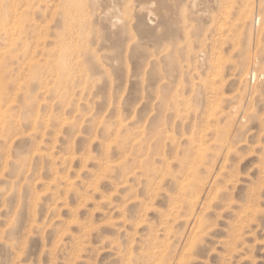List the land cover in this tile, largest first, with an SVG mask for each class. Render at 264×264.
I'll return each mask as SVG.
<instances>
[{
	"label": "rangeland",
	"instance_id": "obj_1",
	"mask_svg": "<svg viewBox=\"0 0 264 264\" xmlns=\"http://www.w3.org/2000/svg\"><path fill=\"white\" fill-rule=\"evenodd\" d=\"M0 20V264H264V0H0Z\"/></svg>",
	"mask_w": 264,
	"mask_h": 264
},
{
	"label": "bare ground",
	"instance_id": "obj_2",
	"mask_svg": "<svg viewBox=\"0 0 264 264\" xmlns=\"http://www.w3.org/2000/svg\"><path fill=\"white\" fill-rule=\"evenodd\" d=\"M247 15H249L248 13H247ZM2 27H4V22L3 21H1L0 20V28H2ZM5 31V30H4ZM69 39V38H68ZM65 43V39H62V44H64ZM66 47V46H65ZM64 47V48H65ZM64 48H63V50H64ZM67 48V47H66ZM68 49V48H67ZM67 49H65V50H67ZM64 50V51H65ZM63 51V52H64ZM62 52V53H63ZM1 57V56H0ZM64 58H65V54H62V56L60 55V59H61V64H60V68L62 69V64H63V61H64ZM1 59V58H0ZM2 60V59H1ZM55 67V66H54ZM58 70V69H57ZM63 70V69H62ZM55 71V70H54ZM5 72V67H3L1 64H0V104L1 103H5V102H7L8 101V99H9V96H8V89H9V85H8V83H6V80L8 79V74L7 73H4ZM61 72V71H60ZM59 72V73H60ZM62 72H64V71H62ZM45 73V72H44ZM65 73V72H64ZM39 74H41V73H39ZM48 74H52V73H48ZM56 74H57V72H56ZM60 75H62L61 73L59 74V76ZM39 76V75H38ZM256 76V75H255ZM35 77H37V76H35ZM34 77V78H35ZM45 77V76H44ZM38 78H40V77H38ZM53 78H56V77H53ZM52 78V79H53ZM59 78V77H58ZM57 78V79H58ZM16 80V79H15ZM47 80H49V79H47ZM36 81H38V80H36ZM57 81V80H56ZM59 81V80H58ZM43 82V81H42ZM47 84H48V82H47ZM45 85H46V83H45ZM37 86V85H36ZM40 86V85H39ZM42 86V85H41ZM47 88H49V87H47ZM53 88V87H52ZM51 88V89H52ZM54 88H55V85H54ZM41 89V88H40ZM39 89V90H40ZM36 90H37V88H36ZM33 91H35V89L33 90ZM33 91H32V93H33ZM46 92H48L47 90H45ZM52 91V90H51ZM50 91V92H51ZM56 91V90H55ZM56 93V92H55ZM30 94V93H29ZM49 94V93H48ZM31 95V94H30ZM47 95V94H46ZM56 95V94H55ZM12 96H14V95H12ZM31 97V96H30ZM53 99V98H52ZM16 100V99H15ZM40 100V99H39ZM54 100V99H53ZM10 101V100H9ZM12 101H14L13 100V97H12ZM44 101H46V100H44ZM48 103V102H47ZM6 104H8V103H6ZM32 104V103H31ZM11 105V104H10ZM25 105V104H24ZM5 106V105H4ZM8 106V105H7ZM32 106V105H31ZM33 106H35V105H33ZM3 107V106H2ZM9 107V106H8ZM25 107H27V106H25ZM36 107V106H35ZM4 108V107H3ZM3 108H1L0 107V109H2L3 110ZM28 108V107H27ZM24 110L26 109V108H23ZM34 109V108H33ZM39 109H40V106H39ZM1 110V111H2ZM53 110V109H52ZM11 111V110H10ZM10 111L9 110H7L5 113H0V133L1 134H3V135H5V137H8V136H10L14 131V126H13V123H12V121H11V117L13 116H11V113H10ZM3 112V111H2ZM20 112H21V110H20ZM26 112V111H25ZM35 112V111H34ZM17 113V112H16ZM49 113V112H48ZM54 113V112H53ZM50 114H52V112L50 113ZM37 115V114H36ZM39 115V114H38ZM34 116V115H33ZM47 118L49 117V115L48 116H46ZM18 120V119H17ZM44 120H46V119H44ZM48 120V119H47ZM16 121V120H15ZM46 122H48V121H46ZM53 123H55V122H53ZM20 124H21V122H20ZM32 124V123H31ZM54 125V124H53ZM49 127H51V126H49ZM54 129V128H53ZM52 129V130H53ZM36 137V136H35ZM11 141V140H10ZM11 144V143H10ZM10 146V145H9ZM9 152V151H8ZM197 153H200V152H197ZM199 155V154H198ZM201 156H202V154H201ZM7 157V156H6ZM5 162V161H4ZM8 164V163H7ZM197 169V168H196ZM195 169V170H196ZM2 170H5V169H2ZM191 170H193V167H192V169ZM194 171V170H193ZM197 180V179H196ZM189 183V182H188ZM199 187V186H198ZM197 187V188H198ZM200 188V187H199ZM203 188V187H202ZM193 199V198H192ZM195 199H197V198H195ZM193 200V201H196V200ZM191 200V199H190ZM193 201H191V202H193ZM194 205V204H196V202H194V203H190V205ZM195 206V205H194ZM193 206V207H194ZM192 207V206H191ZM191 209V208H190Z\"/></svg>",
	"mask_w": 264,
	"mask_h": 264
}]
</instances>
